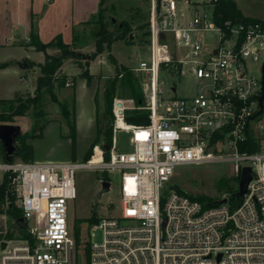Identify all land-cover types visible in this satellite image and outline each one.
<instances>
[{
	"label": "built area",
	"instance_id": "1",
	"mask_svg": "<svg viewBox=\"0 0 264 264\" xmlns=\"http://www.w3.org/2000/svg\"><path fill=\"white\" fill-rule=\"evenodd\" d=\"M218 2L151 0L152 55L138 67L147 78L142 89L149 122L128 123L130 108L121 99L112 107L113 131L129 135L131 152H118L113 138L108 151L96 146L86 163L0 162V264H76L69 209L80 168L116 174L120 187L118 213L89 228L87 264H264V146L240 151L249 135L257 139L264 120L258 101L264 21L219 26L214 11L210 17L205 10ZM206 33L217 36L212 48L204 45ZM179 46L188 58L169 53ZM162 68L172 79L192 76L194 95L164 97ZM97 152L100 160L92 164ZM223 162L232 163L238 181L242 168H252L236 208L230 201L205 207L174 188L166 191L178 168Z\"/></svg>",
	"mask_w": 264,
	"mask_h": 264
},
{
	"label": "rangeland",
	"instance_id": "2",
	"mask_svg": "<svg viewBox=\"0 0 264 264\" xmlns=\"http://www.w3.org/2000/svg\"><path fill=\"white\" fill-rule=\"evenodd\" d=\"M237 7L247 17L264 21V0H234ZM151 0H53L51 3L43 1L42 15L47 19L45 24L53 28L64 31L66 40L73 44L78 53L88 56L83 63V68L78 66V62L66 59L61 68V75L70 76L73 79L77 73L89 67V72L93 75L95 83L99 84L98 99L100 101V112L105 122L109 120L104 115L106 107L105 88L110 85L115 75V65L111 61L113 57L117 63L133 69L134 73L140 77L142 84L147 82L146 76L138 71L140 62L150 61L152 49L150 47V33L148 29L150 19ZM211 17L213 7H205ZM183 21L186 22L190 17V11H184ZM109 31H117L125 23L129 24L131 32L126 41L118 40L111 47L104 48L101 54L95 58L92 56L96 52V37L94 33L102 25ZM36 35L39 36V33ZM63 37V36H62ZM204 45L212 48L216 45L217 36L214 33L202 35ZM64 40V39H63ZM128 40L132 42L129 43ZM35 52L25 45L11 44L0 46V62L3 63L13 57L29 55L33 61V66L38 67V60L44 63L46 56H58L59 51L50 47L46 51H39L35 47ZM169 53L178 59L188 58V51L179 46L170 49ZM32 68V67H29ZM39 68V67H38ZM260 65L257 66V69ZM40 71L35 68L31 72H26L25 81H17L13 86L21 88L23 92H30L35 88L36 78ZM159 81L164 82V97H187L193 96L196 88V81L189 74L172 79L170 72L163 68L160 71ZM7 73L0 69V99L11 98L8 92L11 84L6 81ZM77 79V78H76ZM86 80V79H85ZM68 83L72 80L67 78ZM85 82V86L87 85ZM72 87V85L67 86ZM81 82L77 81V89L64 88L56 89L57 99H52L49 94L44 93L43 110L46 115L36 117L31 112L24 117H17L19 135H36L39 137L31 138L30 141L35 154H40L46 162L36 163H85L84 155L90 146L93 130L91 121L93 115L92 102L84 101L77 108L75 105L74 92L81 91ZM93 93V90L91 91ZM23 97H26V93ZM32 94V93H29ZM144 94V92H143ZM121 99L125 106L135 109L134 102L127 98H122L117 89L114 100ZM67 100V101H66ZM113 100V101H114ZM145 106L147 98L144 95ZM59 103H63L69 113L74 114L75 141L74 148L70 138L69 121L62 115ZM91 103V104H90ZM2 104L0 103V111ZM113 128L114 119L110 118ZM256 128V137L260 141L261 147L264 146V120ZM43 127V128H42ZM42 128V129H41ZM114 148L120 153H129L132 147L129 142V135L126 132L113 131ZM97 146H101L99 143ZM20 160V159H18ZM0 162H4L3 155L0 153ZM35 162V160L33 161ZM107 180L111 182L109 192L102 195L98 202V193L101 182ZM75 184L77 198L70 202L69 222L73 234L77 232L81 239V244L76 248V264H87L85 257V246H88V232L90 219L92 217L107 218L118 213L117 207L120 205V187L118 175L103 172L93 168H80L75 173ZM239 181L234 176L232 163H213L198 166H186L178 168L174 176L170 179L167 186H173L176 190L193 197L207 196L212 199H221L227 192L238 190ZM96 243L101 241V234L98 233L94 238Z\"/></svg>",
	"mask_w": 264,
	"mask_h": 264
},
{
	"label": "trees",
	"instance_id": "3",
	"mask_svg": "<svg viewBox=\"0 0 264 264\" xmlns=\"http://www.w3.org/2000/svg\"><path fill=\"white\" fill-rule=\"evenodd\" d=\"M215 21L219 26H224L225 21H231L233 23H247L249 21H261L255 18L245 17L240 9L237 7L234 0H219V2L213 8ZM116 31H109L105 25L99 27V30L94 33L96 37V52L92 56L95 58L98 54H101L104 51V48L111 47V45L118 41H126L128 34L131 32L129 24L125 23L123 27L117 29ZM32 40V35L30 36V43ZM131 43V40H128ZM32 46L35 47L38 51H46L50 47H54L59 51L58 56H46L44 63L39 64L40 74L36 78L35 90L32 94H27L26 97H23L21 93H17L11 99L0 100L2 104V110L0 111V124L2 125H15L17 126L16 118L27 116L30 112L36 117H43L46 115L43 110V98L44 93L50 95L52 99H57L56 89L60 90L67 87V76L61 75L60 71L66 59L74 60L78 62V66L83 68V61L88 58L84 54L78 53L73 44H67L63 41L61 35H57L48 43H42L37 35H35ZM112 63L115 65V75L112 79V82L108 87L105 88V99L106 107L104 115L108 116L109 120L104 121L102 119V114L99 107H97V135L93 143L90 145L86 151L84 158L87 161L91 159L93 155L94 148L100 143L101 146H111L113 141V128L111 125L110 118L113 119L112 107L113 100L116 94L117 89L119 90L122 98L130 99L136 105L135 109L127 111L126 120L128 123L136 125H145L149 122V113L144 109L145 100L142 89V82L140 77H138L133 69L126 67L122 64L116 62V60L111 57ZM9 63H0V69L6 68ZM89 67H86L82 73L78 76L86 79L87 84L90 85L93 80V75L89 72ZM74 77L73 79H75ZM98 104V101H97ZM59 106L62 110V115L66 120H70V138L72 140V145L74 148L75 141V123H74V114L68 112L63 103H59ZM43 128V127H42ZM41 128V129H42ZM40 132L36 135H16L14 137V144L17 148L16 154L12 157V160L20 159L24 162H33V149L32 146L27 143L28 139L39 137ZM261 149L260 141L254 138L252 135L248 136L247 141L240 146V151L245 153H254ZM0 153L3 155L4 161V147L0 143ZM85 162V163H86ZM238 179V178H236ZM174 190H176L174 188ZM182 195H186L193 200L201 202L205 207L216 206L217 199H212L207 196H198L193 197L184 193L183 191L176 190ZM237 192L236 190L229 191L226 194L229 198ZM240 200L230 201L232 208H236ZM14 216H18L19 212L14 208L10 211ZM98 218L92 217L90 219V226L98 222ZM74 238L76 245L81 244V239L77 232L74 233ZM85 257L87 260L88 256V246L84 247Z\"/></svg>",
	"mask_w": 264,
	"mask_h": 264
},
{
	"label": "crops",
	"instance_id": "4",
	"mask_svg": "<svg viewBox=\"0 0 264 264\" xmlns=\"http://www.w3.org/2000/svg\"><path fill=\"white\" fill-rule=\"evenodd\" d=\"M44 0H0V46H7L11 44H21L27 47H30L32 51L35 52V49L32 46L33 39L37 33H39V39L42 43L50 42L54 37L57 35L63 36V41L67 44L69 43L66 40V35L63 30L59 28H53L51 26H47L45 21L47 19H43L42 15V5ZM239 8V7H238ZM241 11V10H240ZM242 12V11H241ZM243 14V12H242ZM244 15V14H243ZM245 16V15H244ZM247 17V16H245ZM251 18V17H249ZM32 35V40L30 43V36ZM38 53H42L36 51ZM22 59H26L28 62L29 68L28 70H21L16 65V63ZM29 55H20L17 57H13L10 60H7L6 63L9 65L6 68H2L4 72L7 73L6 81L11 84L8 92L12 95L13 98L17 93H33L35 88H33L30 92H23L21 88H17L13 86L17 81H25L26 79V72H31V70L37 68L39 71L40 69L37 66H33V61ZM38 64H41L40 61L35 60ZM1 63V62H0ZM5 63V62H3ZM81 73H77L74 77L75 79L70 78L72 80V87H65V88H75L77 89V81L80 80L81 82V91L74 92L75 96V105L77 104V108L80 107V104L84 101L92 102L93 107V115L91 117V121L88 120V123L92 125L93 135L91 136V143L96 138L97 135V107L100 109V101L98 99V90L99 84L95 83V79L93 78L90 85H84L86 81L84 78L78 77ZM64 89V88H63ZM93 90V93L91 92ZM8 98V99H11ZM5 100V99H0ZM67 101V100H66ZM98 101V104H97ZM31 139L27 140V143L31 145ZM32 146V145H31ZM90 147V146H89ZM33 149V156L32 161L35 162H46L45 158L40 154H35L34 148ZM88 150V149H87Z\"/></svg>",
	"mask_w": 264,
	"mask_h": 264
},
{
	"label": "water",
	"instance_id": "5",
	"mask_svg": "<svg viewBox=\"0 0 264 264\" xmlns=\"http://www.w3.org/2000/svg\"><path fill=\"white\" fill-rule=\"evenodd\" d=\"M161 38L162 39L165 38L164 34H161ZM16 65L21 70H28L29 69V65H28V62L26 59H22V60L18 61L16 63ZM258 101H259L261 109H263V106H264V63L262 65L261 95H260ZM16 135H18V126L0 124V143L4 147V150H5L4 157H5V160L8 162L12 160V157L17 152V148L14 144V137ZM109 148H110V146H108V145L104 146L105 151H108ZM251 172H252L251 167L242 168L237 192H235L231 196V198H223V199L217 200L216 204L217 205L227 204L229 201H232L234 199L240 200L241 198H243V196L247 192V187L252 180ZM173 188H174L173 186H168L166 191L168 192L170 190H173ZM110 189H111V182L110 181L104 180L101 182V188H100V191L98 193V202H100L102 195L109 192ZM17 223L21 227H23V225H24V222L22 219H18ZM165 223H166V220L163 221V226L165 225Z\"/></svg>",
	"mask_w": 264,
	"mask_h": 264
},
{
	"label": "bare ground",
	"instance_id": "6",
	"mask_svg": "<svg viewBox=\"0 0 264 264\" xmlns=\"http://www.w3.org/2000/svg\"><path fill=\"white\" fill-rule=\"evenodd\" d=\"M100 160V154L97 152L96 155L93 157L92 164L98 163Z\"/></svg>",
	"mask_w": 264,
	"mask_h": 264
}]
</instances>
